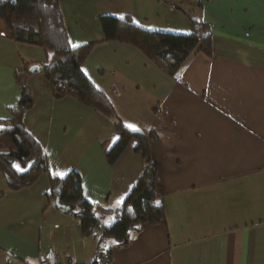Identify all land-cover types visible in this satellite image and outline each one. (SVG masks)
<instances>
[{
  "label": "crops",
  "instance_id": "1",
  "mask_svg": "<svg viewBox=\"0 0 264 264\" xmlns=\"http://www.w3.org/2000/svg\"><path fill=\"white\" fill-rule=\"evenodd\" d=\"M70 47L100 42L102 16L186 36L193 22L211 27L212 54H192L170 77L136 48L95 45L82 71L122 125L148 136L157 167L164 220L145 224L112 264H264V0H61ZM45 52L15 43L0 19V127L17 106L14 74L42 65ZM33 105L22 122L48 163L31 186L10 190L0 173V264L92 263L104 249L107 215L91 236L46 196L50 177L75 171L84 198L119 207L143 171L131 141L113 164V121L72 98L54 100L48 81L31 75ZM129 124L138 130H132ZM63 173V176L59 175ZM99 212V211H98Z\"/></svg>",
  "mask_w": 264,
  "mask_h": 264
},
{
  "label": "trees",
  "instance_id": "2",
  "mask_svg": "<svg viewBox=\"0 0 264 264\" xmlns=\"http://www.w3.org/2000/svg\"><path fill=\"white\" fill-rule=\"evenodd\" d=\"M61 0H0V19L6 24L11 39L41 48L46 54L42 65L24 63L15 72L20 88V99L7 110L8 118L0 127V173L10 190L31 186L48 172V163L39 144L26 131L22 116L33 105L25 80L31 75H42L48 81L52 98L56 101L72 98L89 109L113 121L118 139L106 153L113 164L125 147L135 141V151L143 160V171L124 202L119 207L103 210L83 196L81 180L75 171L64 177H50L47 198L65 215L80 222L82 237L91 236L103 218L113 216L103 224L100 238L110 246L96 252L93 264H112V249H123L140 233L145 224L155 225L164 220L165 210L157 175V167L149 153L148 136L125 128L117 118L104 94L95 88L82 71V65L92 48L100 43L118 42L136 48L150 63L170 77L192 54H212L211 27L204 22H193L192 32L186 36L147 31L134 25L129 18L112 16L100 18L103 40L70 47L59 3ZM14 165L19 166V170ZM4 195L0 191V198ZM99 211V212H98ZM98 229V228H97Z\"/></svg>",
  "mask_w": 264,
  "mask_h": 264
},
{
  "label": "built area",
  "instance_id": "3",
  "mask_svg": "<svg viewBox=\"0 0 264 264\" xmlns=\"http://www.w3.org/2000/svg\"><path fill=\"white\" fill-rule=\"evenodd\" d=\"M37 264H92V263H74L72 261H58L54 262L49 257L40 256Z\"/></svg>",
  "mask_w": 264,
  "mask_h": 264
},
{
  "label": "snow or ice",
  "instance_id": "4",
  "mask_svg": "<svg viewBox=\"0 0 264 264\" xmlns=\"http://www.w3.org/2000/svg\"><path fill=\"white\" fill-rule=\"evenodd\" d=\"M74 47H75V45H74ZM128 127H129L130 129L134 130V131H135V130H138V129L136 128V126H135V125H132V124H129ZM14 167H17L18 170H19V166H18V165H14ZM59 175L63 176V173H59Z\"/></svg>",
  "mask_w": 264,
  "mask_h": 264
},
{
  "label": "rangeland",
  "instance_id": "5",
  "mask_svg": "<svg viewBox=\"0 0 264 264\" xmlns=\"http://www.w3.org/2000/svg\"><path fill=\"white\" fill-rule=\"evenodd\" d=\"M60 6V5H59Z\"/></svg>",
  "mask_w": 264,
  "mask_h": 264
}]
</instances>
